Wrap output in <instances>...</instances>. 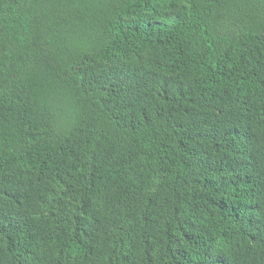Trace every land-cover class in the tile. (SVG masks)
I'll use <instances>...</instances> for the list:
<instances>
[{
  "label": "trees",
  "instance_id": "trees-1",
  "mask_svg": "<svg viewBox=\"0 0 264 264\" xmlns=\"http://www.w3.org/2000/svg\"><path fill=\"white\" fill-rule=\"evenodd\" d=\"M0 264H264V0H0Z\"/></svg>",
  "mask_w": 264,
  "mask_h": 264
}]
</instances>
